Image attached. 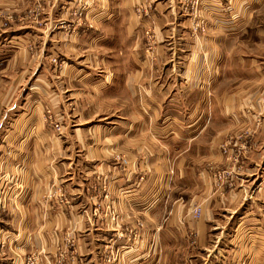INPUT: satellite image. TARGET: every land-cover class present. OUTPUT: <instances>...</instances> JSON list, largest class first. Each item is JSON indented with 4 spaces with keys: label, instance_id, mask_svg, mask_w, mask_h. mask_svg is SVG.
Instances as JSON below:
<instances>
[{
    "label": "crops",
    "instance_id": "obj_1",
    "mask_svg": "<svg viewBox=\"0 0 264 264\" xmlns=\"http://www.w3.org/2000/svg\"><path fill=\"white\" fill-rule=\"evenodd\" d=\"M30 253L264 264V5L0 0V264Z\"/></svg>",
    "mask_w": 264,
    "mask_h": 264
},
{
    "label": "built area",
    "instance_id": "obj_2",
    "mask_svg": "<svg viewBox=\"0 0 264 264\" xmlns=\"http://www.w3.org/2000/svg\"><path fill=\"white\" fill-rule=\"evenodd\" d=\"M141 10V8H138ZM79 16L82 15V11L80 10L77 13ZM201 28L202 31H205L206 25L205 22L202 21L196 24V29ZM57 61L56 59H54ZM46 120L50 122V124L57 130H61V123L59 119H57L51 112L46 116ZM230 142L222 145V152L228 156V166L224 168L217 169L213 174V186L216 191H224L227 187H233L236 179H238V175L236 171V165L239 164L240 158L242 155L241 149H235L234 146L230 147ZM59 196L60 203L67 204L70 202L69 196L66 194L64 187L56 186L50 191V197ZM193 214L195 217H200L202 214L201 206L197 205L193 209ZM40 263V255L38 253H30L25 258V264H39Z\"/></svg>",
    "mask_w": 264,
    "mask_h": 264
},
{
    "label": "rangeland",
    "instance_id": "obj_3",
    "mask_svg": "<svg viewBox=\"0 0 264 264\" xmlns=\"http://www.w3.org/2000/svg\"><path fill=\"white\" fill-rule=\"evenodd\" d=\"M261 5H264V0H253V3L250 2V0H243V7L245 9L257 8L258 6H261Z\"/></svg>",
    "mask_w": 264,
    "mask_h": 264
}]
</instances>
